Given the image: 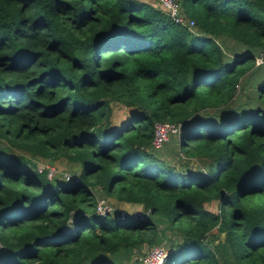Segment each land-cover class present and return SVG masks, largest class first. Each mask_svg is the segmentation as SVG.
Instances as JSON below:
<instances>
[{
	"label": "trees",
	"instance_id": "obj_1",
	"mask_svg": "<svg viewBox=\"0 0 264 264\" xmlns=\"http://www.w3.org/2000/svg\"><path fill=\"white\" fill-rule=\"evenodd\" d=\"M180 2L194 29L144 0H0V264H264V0ZM157 121L205 167L153 148Z\"/></svg>",
	"mask_w": 264,
	"mask_h": 264
},
{
	"label": "rangeland",
	"instance_id": "obj_2",
	"mask_svg": "<svg viewBox=\"0 0 264 264\" xmlns=\"http://www.w3.org/2000/svg\"><path fill=\"white\" fill-rule=\"evenodd\" d=\"M231 45L232 44H230L229 48L227 49V51H228L227 55H231V52L236 51V50H240L243 48L240 45H233L232 47H231ZM259 75H260V71H256V72L251 73V74H248V72H247L245 74L246 78L245 79H243L244 77L242 78L241 84H240L241 86H240L239 90L237 91L235 98L232 100V105L234 107H237L239 104L243 103V101H247V98L249 97L250 94H252V91L254 90V87L250 85V81L251 82L256 81V79L259 77ZM242 82L243 83L245 82V83L243 84ZM126 112H127V108L124 105L119 104V103H115V102L112 103L111 119L113 122H119V121L124 120L126 118ZM171 137H168V139H167L168 141L165 144L167 148L163 149L165 151V156H166L165 158H167V160H171L174 164H178L177 166H179V167H184V165L186 164V162L188 163V161H186L187 157L183 154V152L174 153L172 151H168L171 146L175 150L178 148L177 145L175 146ZM162 145L160 146V148L162 147ZM0 146H7V142L5 139H0ZM11 150L13 152H20L26 156L27 155L29 156V153H27L25 151H21L17 148H13ZM178 152H180V151H178ZM32 160L35 161L37 169H38V167H41V168L45 167L44 169L47 170L46 165L50 166L53 169L52 178L53 177L64 178L67 175L77 174L80 171V168L76 163L70 162L64 157H59V158H56L53 160V159H46V158L35 156L34 159H32ZM188 164L199 165V166L205 167V164H203L199 160H191ZM106 202H107V200H106ZM107 203L109 205L113 206V205L117 204V201L114 198H111V199H109V201ZM120 206H122L121 208H123V209L126 208L129 211L140 210L142 208L140 205H131L129 203H122V204H120ZM209 206L211 208H213L215 211L218 210L217 201H215L214 203H211ZM162 246L165 247V245H162ZM148 250H149V248L147 245L142 246V249H141L142 253L146 252ZM140 254L141 253H139L137 250H135L133 252V255L130 258L122 259L121 264H135L136 257H139Z\"/></svg>",
	"mask_w": 264,
	"mask_h": 264
},
{
	"label": "built area",
	"instance_id": "obj_3",
	"mask_svg": "<svg viewBox=\"0 0 264 264\" xmlns=\"http://www.w3.org/2000/svg\"><path fill=\"white\" fill-rule=\"evenodd\" d=\"M155 6L165 11L175 22L182 23L190 29H194V20L188 19L182 11L180 0H154ZM264 62V56L262 53L256 56L255 63L259 64ZM238 87V84H236ZM180 130L179 124L170 122H155L153 129L152 147L160 148V146L168 139L171 133H177ZM45 168V167H44ZM44 168L38 167L39 170ZM47 176L52 178L53 169L46 165ZM70 175L65 176L68 178ZM112 206L109 205L104 199L100 198L97 201L96 210L101 213L109 212ZM126 210V208H124ZM122 210V211H124ZM139 212V210H134ZM133 211V212H134ZM168 253V249L162 245H154L149 249L146 254L142 257L144 264H160L164 261Z\"/></svg>",
	"mask_w": 264,
	"mask_h": 264
},
{
	"label": "crops",
	"instance_id": "obj_4",
	"mask_svg": "<svg viewBox=\"0 0 264 264\" xmlns=\"http://www.w3.org/2000/svg\"><path fill=\"white\" fill-rule=\"evenodd\" d=\"M144 1L151 2L152 4H154V5H155V1H154V0H144Z\"/></svg>",
	"mask_w": 264,
	"mask_h": 264
}]
</instances>
